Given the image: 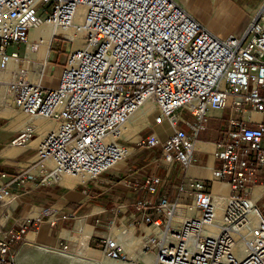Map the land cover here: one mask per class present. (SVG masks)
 I'll use <instances>...</instances> for the list:
<instances>
[{"label": "built area", "instance_id": "obj_1", "mask_svg": "<svg viewBox=\"0 0 264 264\" xmlns=\"http://www.w3.org/2000/svg\"><path fill=\"white\" fill-rule=\"evenodd\" d=\"M43 25L71 31L78 43L52 87L42 85V75L30 82L17 66L36 50L41 39L31 33ZM53 40L75 42L56 34ZM9 70L4 101L30 120L54 124L35 148L39 162L52 165L43 184L66 175L82 176L85 184L125 161L131 152L120 142L121 128L147 103L152 124L169 125L164 139L152 131L141 142L159 151L164 176L135 175L146 196L130 205L134 218L113 219L87 246L98 241L105 259L121 261L124 237L132 234L153 264H264V121L255 118L264 114L263 17L243 36L222 40L175 0H0V72ZM225 109L211 176L187 177L199 134L212 112ZM38 134L26 126L13 144L26 147ZM176 168L183 176L169 200L166 185ZM216 183L227 185L225 197L214 191ZM8 187L0 183V208L13 200ZM65 218L78 220L75 213ZM35 223L40 218L27 215L0 224V264H17V247ZM73 245L85 242L63 239L60 251L73 256Z\"/></svg>", "mask_w": 264, "mask_h": 264}, {"label": "crops", "instance_id": "obj_2", "mask_svg": "<svg viewBox=\"0 0 264 264\" xmlns=\"http://www.w3.org/2000/svg\"><path fill=\"white\" fill-rule=\"evenodd\" d=\"M175 1L202 27L222 40L232 35L243 36L252 21L259 17L264 18V0ZM52 42L56 43L54 40ZM50 55L48 58L50 62H53L54 58ZM46 66L41 73V83L45 87H52L57 83V77H52L51 69ZM50 78L51 80L48 81ZM261 92L264 94V89ZM7 114L0 112V119H3L0 120V174L5 175L0 179V183L9 184L8 188L13 195V200L9 207L0 208V224L10 226L27 215L40 218V223L29 227L27 243L33 242L52 248L59 245L66 237H71L70 234L79 236L88 234V240L90 235L103 237L108 224L113 219L121 217L124 220L133 219V209L130 205L146 196L141 179H135V175L143 177L150 173H158L164 176L165 170L158 161L159 151L147 150L141 142L152 131L164 139L170 132L166 122L158 125L150 124L144 128L145 130L141 129L137 140H128L135 145V147H127L130 149L129 152L133 151L129 154L132 156L131 159L118 164L97 179L85 184L77 182L70 186L65 183V179L57 184H43L42 176L46 169L38 159H35L36 147L30 144L26 147H18L13 144L21 131L13 132L6 126L5 120L8 118L5 115ZM227 117V109L211 113L207 130L201 132L197 138V152L192 165L186 172L187 177L199 179L210 177L211 168L216 165L211 152L225 126ZM255 118L258 122L264 121V114H256ZM29 123L34 125L35 122L30 120ZM130 125L132 129L133 123L130 122ZM188 133L191 134L190 131ZM31 142L36 144L38 138ZM136 147L138 149H135ZM182 176V171L176 168L168 179L166 191L169 200L175 198L177 193L175 186L180 183ZM19 178L24 182L19 183ZM213 188L215 192L224 194L228 192V187L224 183H216ZM119 206L121 209H118ZM45 210H48L47 214H44ZM69 213L76 214L77 222L65 218ZM143 229L145 228H141ZM29 233L33 235L31 239L28 238ZM95 242L99 248V242ZM73 257L84 258L77 254Z\"/></svg>", "mask_w": 264, "mask_h": 264}, {"label": "rangeland", "instance_id": "obj_3", "mask_svg": "<svg viewBox=\"0 0 264 264\" xmlns=\"http://www.w3.org/2000/svg\"><path fill=\"white\" fill-rule=\"evenodd\" d=\"M40 28H42V26H40ZM35 39H37V38H34V40ZM54 44L52 42V44L50 45V48H49V54H51L50 56H53L54 61L50 62V58H48V60L46 62L47 66H46V64L43 65L42 71L46 66V68L51 69L50 73H53L52 77L56 78L59 75L61 63H63V61L65 60L67 53L70 51L71 48H74V49L77 48L78 43L76 42V40L73 43H69V42L67 43V42L62 41V40H57L56 43H54ZM53 53H55V54H53ZM30 54H32V52ZM30 54H29V56H30ZM14 67H15L14 65H11L10 66L11 70ZM26 67L21 66V68H24V69ZM42 71H41V73H42ZM54 72H55V75H54ZM0 74H2V73L0 72ZM11 75H12V73L9 71V73L5 74L4 76L11 77ZM38 76H39V72H38V69L35 68V64H30L29 69H27L28 80L30 82H36L38 79ZM50 80H51V78L48 81H50ZM4 93H5V86L0 85V112L8 113L7 115H5L8 118V120H5V123L7 124L6 126L10 130H12L13 132H17L19 130L20 131L25 130L26 126L31 125V123H29L30 118L27 117L26 115L22 114L20 111H18V109L13 106L11 100H8V102H5L4 101V98H5ZM147 105L151 107V113L149 115L144 116V109L142 110V108H141L131 117L129 122L126 124V126H125L126 130L123 132V134L120 137L121 138L120 142L123 145H125L126 147H135V145L129 143V141L137 140L138 132L141 129L145 130L144 128L146 126H148L150 124L153 125L152 119H153L154 114L152 112H153L154 108L150 104H147ZM0 120H3V119H0ZM35 121H36V124L38 126L37 125H33V126H36V128L38 129V133H39L38 135L35 136V138H38L37 143H39L42 135L44 133L48 132L49 130H51L53 128L54 124L50 121L43 120L40 118L35 119ZM130 122L133 123L132 129L130 128ZM135 132H137V133L134 136H131ZM37 143L33 144L32 142H30V146L36 147L38 145ZM18 147H20V146H18ZM137 147L139 148V146H137ZM137 147L135 149H138ZM132 152L133 151H131V153ZM131 157L132 156H128V158L125 161H123L119 164H123L124 162H127L128 160L131 159ZM35 159L37 160V157ZM39 163H41V162H39ZM44 166L47 169H49L52 165L49 162H45ZM66 180H69V179L66 178ZM34 216H36V215H34ZM70 235L72 238L66 237V240L71 241L74 238H78L79 241L81 240V241H84L85 243H87L84 240V236H81V235L79 236L78 234H76V235L70 234ZM134 238L138 239V245L136 246V250H135V254L138 255V259H133L132 256L126 252V244H125V246H124V249H125L124 259H122L121 261L107 260V259H105V257H103L102 253L100 251H98L99 249L96 245L95 240H90V246H89L88 254H89V256L98 258L103 264H113V263L144 264L141 261V259L143 257H145L147 255V256H150L153 258V256L150 252L142 250L143 244H142L140 236L137 235ZM123 241L129 242V240L126 237L124 238ZM52 247L53 248H47L45 246H42V245H39V244H36L33 242L27 243V241H26L17 247V250H16L17 264H80L79 262H75V261L71 260V258L73 257L72 255H71L72 257H70L69 254L61 252L59 245H55ZM81 249L82 248L73 245L71 247L70 252L73 253V255H75V254L78 255ZM76 259H79L80 261H86V264H98L97 262L89 261L86 258H76Z\"/></svg>", "mask_w": 264, "mask_h": 264}, {"label": "bare ground", "instance_id": "obj_4", "mask_svg": "<svg viewBox=\"0 0 264 264\" xmlns=\"http://www.w3.org/2000/svg\"><path fill=\"white\" fill-rule=\"evenodd\" d=\"M54 34L59 35V36H64L66 38H70V39H74V40L76 39L72 35L71 31L54 30L49 25H43L42 28L39 27V28L33 30L32 33H31L32 39L33 38L41 39L37 43L36 50L34 52H32V54H30V56H28L24 61L20 62L19 65H17V66L18 67H21V66L22 67L23 66L26 67L27 66L25 68V70H27V69H29V61L33 60L35 62V68L38 69L39 76H41V71H42L43 65L46 64V62L48 60V57H49L48 48H49V45H50L51 37ZM10 70H11V68H10ZM1 73L2 74H0V85H4L5 86L6 83L11 81L13 75H11V77H7V76H4L7 73H3V72H1ZM147 104H149V103H147ZM147 104H145V105H143L141 107L142 110L144 109V116H147V115H149L151 113V107L148 106ZM129 120L122 126V129L120 131V137L123 134V132L126 130L125 126L129 122ZM33 121L35 122L33 124L37 125L36 121L35 120H33ZM130 128H131V125H130ZM127 150H128V152L130 151V149H127ZM64 178H65V183L67 185H69V186L74 184V183L81 182L84 179L82 176H77V175L76 176L66 175V176H64ZM66 178H68L69 180H66ZM216 193H219L222 197H225L227 195V194H224L222 192H216ZM32 236L33 235L31 233H29L28 238L31 239ZM125 237L129 240V242H124V246L126 244V252L129 253L132 256L133 259H138V255L135 254L136 246L138 245V239H135L131 234H129V235L125 236ZM84 240L86 242L88 241V234H84ZM88 250H89V246H87V243H85V246L80 250L78 255L88 259L89 261L97 262L98 264H103L98 258L89 256ZM70 257H72V256H70ZM71 260H73L75 262H79L80 264H86V261L77 260L75 257H72ZM141 261L144 264H153V258L150 257V256H147V255L145 257H143L141 259ZM113 264H120V263H113Z\"/></svg>", "mask_w": 264, "mask_h": 264}]
</instances>
